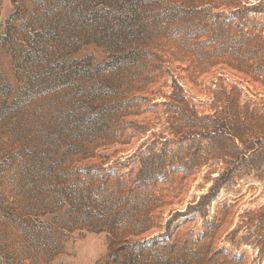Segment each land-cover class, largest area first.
<instances>
[{
	"label": "rangeland",
	"instance_id": "1",
	"mask_svg": "<svg viewBox=\"0 0 264 264\" xmlns=\"http://www.w3.org/2000/svg\"><path fill=\"white\" fill-rule=\"evenodd\" d=\"M0 264H264V0H0Z\"/></svg>",
	"mask_w": 264,
	"mask_h": 264
},
{
	"label": "trees",
	"instance_id": "2",
	"mask_svg": "<svg viewBox=\"0 0 264 264\" xmlns=\"http://www.w3.org/2000/svg\"><path fill=\"white\" fill-rule=\"evenodd\" d=\"M217 185H218V184H217ZM219 185H220V184H219ZM219 185H218V186H219ZM207 197H209V196L204 195V196H202V197L200 198V200H201V201H204V199L206 200ZM207 199H208V198H207Z\"/></svg>",
	"mask_w": 264,
	"mask_h": 264
}]
</instances>
